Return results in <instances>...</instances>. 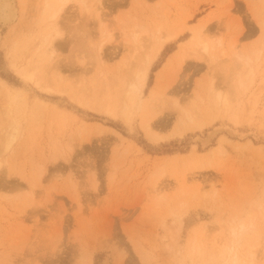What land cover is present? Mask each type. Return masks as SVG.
<instances>
[{
	"label": "rangeland",
	"instance_id": "1",
	"mask_svg": "<svg viewBox=\"0 0 264 264\" xmlns=\"http://www.w3.org/2000/svg\"><path fill=\"white\" fill-rule=\"evenodd\" d=\"M12 1L18 18L0 25V133L11 116L23 132L7 152L1 148L0 135V264H207L210 256L228 258L227 264H233L235 250H242L248 263L241 247L250 250L252 241L264 236V0H100L106 8L101 11L104 16L100 12L102 24L93 17L99 0H70L58 19L65 36L55 43L58 52L50 66L48 46L39 53L36 43L51 32L48 18L59 6H52L53 0H47L51 7H45L46 0ZM80 1L92 12L83 13ZM166 24L183 25L185 32L153 63L144 101L154 91V97L160 95L154 105L163 108V98L191 107L196 93L204 102L197 120L201 128L179 133L176 110L166 107L152 126L170 137L158 142L148 139L142 110L128 123L80 106L69 91L41 90L17 72L41 58L39 73L45 80L61 70L67 88L83 77L82 64L85 70L93 69L86 78H94L98 65L85 46L102 41L100 27L113 38L102 49V69L118 70L143 36L146 42L145 32L149 37ZM192 25H206L202 36L215 41L220 58L210 57L209 62L206 56V62L188 58L179 70L172 54L191 37ZM79 31L90 39L83 41L85 46L78 42ZM133 40L138 45L133 46ZM237 51L250 53L254 70L253 84L244 93L232 89ZM80 58L90 63L78 65ZM211 86L228 97V112L213 101ZM4 89L14 99L6 97ZM94 90L96 94L100 87ZM250 221L254 227L241 233L240 224ZM231 237L235 245L233 240L228 243ZM202 243L204 261H197V245ZM218 247L221 256H216L220 251L215 254ZM263 249L264 244L261 259Z\"/></svg>",
	"mask_w": 264,
	"mask_h": 264
},
{
	"label": "bare ground",
	"instance_id": "2",
	"mask_svg": "<svg viewBox=\"0 0 264 264\" xmlns=\"http://www.w3.org/2000/svg\"><path fill=\"white\" fill-rule=\"evenodd\" d=\"M42 1V0H40ZM45 1V0H44ZM53 4L52 6H59L58 9H54L53 13L50 14V17L48 18L49 20V23H47V27L48 28H51V32L50 33H47L45 34V36L41 39L40 43H36L38 44L37 45V50L38 52L40 53L41 52V47L42 46H48V50H49V59L48 61H46L47 65L50 64V62L53 60L52 58L56 55V53L58 52L55 48V43L59 40L62 39L64 33L60 31V29L58 28V19H59V16H61V13L63 11V9L67 6L66 4L70 1V0H53ZM72 1V0H71ZM81 4H82V7H84L83 9V13L84 11L86 12H89L91 8L87 7L84 3V1H80ZM98 8H95V15H94V12H93V17L96 16V19H97V23L99 22L100 24L103 23V19H102V12H104L106 10V8H104L105 6H103L104 3L103 0L102 2L99 0L98 1ZM43 3V2H41ZM44 4V3H43ZM45 7L47 6H50L49 3L47 2V0L45 1ZM44 7V8H45ZM51 7V6H50ZM102 11V12H101ZM92 12V11H91ZM89 12V13H91ZM102 14H101V13ZM100 13V14H99ZM89 15V14H88ZM105 14H103L104 16ZM101 16V18H100ZM92 17V18H93ZM18 18V8L16 6V4L12 1V0H0V25H2L3 27L5 26H8L10 25L11 23L13 24V22H15ZM91 18V19H92ZM102 19V20H101ZM209 21H207L208 23ZM209 24V23H208ZM104 25V24H103ZM167 25V24H166ZM176 25V24H175ZM207 25V24H206ZM206 25H203V26H198V25H192L191 26V30H192V35L189 39H187L186 41L184 42H180L179 45H178V49L173 52L172 54V58L175 59V60H178V67L177 69L181 70L185 67L186 65V62H187V59L188 58H195L197 59V61H204L206 62L205 60L208 58V62L210 61L209 58L210 57H215L216 54H215V49L217 47L215 41L213 40L214 38H212L211 40L213 41H210V40H207V39H204L205 37H203L202 35V32H204L203 30L205 29ZM79 26V25H78ZM102 26V25H100ZM169 27V25H167ZM179 25L177 26H172V27H166L163 25L162 28H159L157 30V32L155 34H152V35H149L146 36L147 32H145L146 34L145 37H146V42L145 41H142V39H144V36L142 37V39H140V42L139 40V43L140 45H138L136 43V40H133V46L134 45H138V46H134L132 47L133 48V55H131L130 57L127 55H125L126 57L123 58V61L121 63V65L118 66V70L116 69H113V68H108L107 70H104L102 69L103 68V61H104V57H102V49L103 47L105 46V44H107L109 42V40L111 41L110 38H112V35L110 33H107L106 30L101 29L100 27V35H99V38L100 42H98V44H95V42L93 41V44H91V42H87V45L85 46V43H83V41L85 40L84 38L85 37H88L87 35H85L84 32H80L79 31V34L78 32H75L78 36L77 39H78V42L80 44V42L82 41V43L84 44L85 48H86V51L90 54V56H92L95 60H96V63H97V67H96V73H95V76H92L94 78L89 79L86 78L88 75L90 76V72L93 71V69H89V71L85 70L84 68V64H82V66L80 65L79 67H82V75L83 77H81L79 75V73L77 75H79L83 80V82H80L79 79L80 77H78V81L76 82V80L74 82H76L77 84L75 83H71V84H68L69 86L67 88H65L64 86V82H65V78H63L64 76L61 75V70L59 71L58 69L54 72L53 75H49V76H46L47 79L45 80V76H43L42 74L39 73V65L42 63V59L40 58V60H38V63H36L34 65V63L32 64L31 68L30 69H27V70H18L17 72H19L21 74V76L25 79V80H28L30 82H33V84H35L38 88H40L41 90H44V91H48V92H59V94L61 93H64V92H71L70 93V98H72L74 101H77L76 103H78L80 106H83L85 108H89L91 110H99V111H103V112H106L108 113L110 116L112 117H120L122 118L124 121L128 122V123H131L132 120H133V116H134V113L139 111V110H142L144 112V117L147 116V120L144 122L145 125L143 124V126H145V131L147 133V136L149 137L148 139L154 141V142H158V141H161V140H164V139H167L169 138L170 136L169 135H161V134H158L156 131H154V128L152 126V124L154 123V120L155 118L158 117L159 114H162V112L164 111V109L167 107L168 109H175L176 113H177V119H176V123H175V131L177 133L181 132V131H185V130H193V129H198V128H201V125L198 124V118H202V113H201V108H202V104H203V98L199 95V94H195V98L192 97V99L194 98V101H193V104L191 107H188L187 104L186 106L184 105H181L178 100H175V99H171V100H167L166 98H163V104H165V108L163 107H159V106H156L154 105L155 101H156V98L157 97H154V94L155 92L153 91L151 93L152 97L151 99H149L148 101H144V92H145V89H146V86H147V80H148V74H149V71L153 65V63L155 62V60L157 59V57L160 55V53L163 51V49L168 45L170 44L171 42L177 40L179 37H181L184 32H185V28H183V25L180 27H178ZM186 26V25H185ZM46 27V28H47ZM76 27H77V24H76ZM208 27V26H207ZM210 27V26H209ZM14 28V27H13ZM86 29V28H85ZM90 29V28H89ZM106 29V28H105ZM89 31V30H88ZM207 31V30H206ZM91 32V31H90ZM105 32H106V35L109 34L107 36V38H105L104 40V37L106 36L105 35ZM53 33V36L51 37V34ZM75 33H74V37L75 36ZM81 33V34H80ZM137 34L133 33V37H136L135 36ZM65 36V35H64ZM71 36V35H70ZM132 36V35H131ZM148 37V38H147ZM264 37V36H263ZM66 38V37H65ZM90 38V37H89ZM51 39V40H50ZM76 39V38H73V40ZM76 39V41H77ZM88 39V38H87ZM87 39L85 41H87ZM113 39V38H112ZM134 39V38H132ZM90 40V39H88ZM94 40V39H92ZM91 40V41H92ZM98 40V39H97ZM145 40V39H144ZM39 41V39H38ZM262 41L264 42V39H262ZM217 44L221 45L219 41H217ZM219 42V43H218ZM60 43V42H59ZM110 43V42H109ZM136 43V44H135ZM142 43V44H141ZM144 43V44H143ZM264 44V43H263ZM263 44L261 43V48H263ZM35 45V44H34ZM60 48H61V45L59 44ZM58 46V48H59ZM64 46V45H62ZM36 47V46H35ZM34 47V48H35ZM74 46H72L73 48ZM77 47V46H76ZM59 48V49H60ZM218 48V47H217ZM58 49V50H59ZM36 50V51H37ZM74 50V49H72ZM76 50V49H75ZM57 51V52H56ZM85 51V52H86ZM261 51V50H260ZM263 51V50H262ZM44 52V51H43ZM86 52V53H87ZM132 52V51H131ZM218 52V51H217ZM238 52V51H237ZM250 52V51H249ZM257 52V51H256ZM75 53V51H74ZM221 56V52H219ZM218 53V54H219ZM35 54L37 55V53L35 52ZM34 54V56H35ZM76 54H78L76 52ZM76 54H73L74 56ZM250 56V53L248 54ZM39 56V55H38ZM44 56V55H43ZM42 56V57H43ZM205 56H206V59H205ZM218 56V55H217ZM216 56V57H217ZM247 56V55H242L241 53L238 52V54H236L234 56V65L235 67L232 68L235 70L232 69L231 72L233 71V74H234V87H232V89L236 92H239V93H244L245 91H247V89L249 88L248 86L249 85H252L253 84V80L252 78L250 77H253V69H252V61L250 59V57ZM74 57H72L73 59ZM77 59V57H75ZM82 58V57H81ZM80 58V61L79 60V57H78V62L77 64H81V63H84V61H87L85 59H81ZM218 60L220 57H217ZM190 59V60H191ZM253 59V58H252ZM264 59V58H263ZM34 60V58L32 59ZM74 60V59H73ZM70 61L71 62V65L73 67V63H76V61ZM169 60V59H168ZM214 60V59H213ZM216 60V59H215ZM218 60H216L215 63L218 62ZM255 60V59H254ZM171 61V60H169ZM221 61V60H220ZM219 61V62H220ZM73 62V63H72ZM90 63V60L88 61ZM93 62V61H92ZM177 62V61H176ZM225 62V61H224ZM233 62V60H232ZM88 63V64H89ZM172 63V62H171ZM69 64V63H68ZM78 64V65H79ZM221 64V63H220ZM55 65V64H54ZM54 65H52V68L54 70L55 67H53ZM76 64H74L75 66ZM95 65V62L94 64ZM225 65V64H224ZM245 66L246 69L244 72L242 71H239V68L240 66ZM50 66V65H49ZM214 66V65H212ZM211 66V67H212ZM217 66V65H216ZM219 66V64H218ZM17 67V66H16ZM29 67V66H28ZM48 67V66H47ZM220 67V66H219ZM223 67V66H222ZM50 68V72H51V69ZM87 68V67H86ZM89 68V67H88ZM221 68V67H220ZM224 68V67H223ZM69 69V68H68ZM71 69V67H70ZM69 69V70H70ZM75 69V67H74ZM121 69V72L120 70ZM176 69V68H175ZM48 70V69H47ZM76 70V69H75ZM174 70V69H173ZM178 70V71H179ZM220 70V69H219ZM218 70V71H219ZM224 70V69H222ZM49 71L47 72L49 74ZM176 71V70H175ZM216 71V69H215ZM221 71V70H220ZM230 71V70H229ZM174 72V71H173ZM215 73V72H213ZM74 74V73H73ZM46 75V74H45ZM174 75V74H173ZM217 75V74H216ZM215 77V76H214ZM217 77V76H216ZM207 78V77H206ZM205 78V79H206ZM232 78V77H231ZM214 79V78H212ZM216 79V78H215ZM233 79V78H232ZM208 80V79H207ZM224 79H222L223 81ZM67 81V80H66ZM215 80H213L214 82ZM221 81V82H222ZM72 82V81H71ZM199 82V81H198ZM94 84V88H97L98 86L100 87V90L99 92L95 94V90L94 88H91V85ZM168 84V83H167ZM215 84V83H214ZM231 84V83H230ZM169 85V84H168ZM167 86V85H166ZM199 86V84H198ZM228 86V85H227ZM213 86H211L212 88ZM221 87V86H220ZM214 88V87H213ZM212 88V89H213ZM94 91H93V90ZM168 89V88H167ZM218 89V90H216ZM216 89L214 88L213 91H211V93L213 94V101L217 104V105H220L218 107L219 110L221 109V111L223 110L225 113L228 112L230 109L229 107V102H228V97H226L224 94H222V91H219L220 88L216 87ZM224 89V88H223ZM229 89V87H228ZM232 89L229 90L228 93H230V91L233 93ZM6 89L2 90V91H5ZM93 92H92V91ZM216 90V92H215ZM219 91V92H217ZM165 92V91H163ZM162 92V94H163ZM196 92V91H195ZM6 93V97H10V99H14L13 98V95L9 94L8 91L6 90L5 91ZM221 93V94H220ZM231 94V93H230ZM221 95L223 96V98L221 99ZM229 95V94H228ZM241 95V94H240ZM212 96V95H211ZM210 97V95H209ZM235 97H236V94H235ZM155 98V99H154ZM158 98H160V95L158 96ZM157 98V99H158ZM232 99L234 98L231 97ZM165 99V100H164ZM191 99V98H190ZM211 100V99H210ZM230 100V98H229ZM232 101V100H231ZM234 101V100H233ZM10 102V101H8ZM10 104V103H8ZM11 105V104H10ZM40 105V104H39ZM44 107V106H43ZM6 109L8 107H5ZM10 108V107H9ZM27 108V107H26ZM8 110V109H7ZM43 111V110H42ZM10 112V110H9ZM6 114V112H5ZM160 116V115H159ZM7 117V116H6ZM13 116H11V119L9 121L8 119V123H7V126L2 128V134L0 133L1 135V140L3 141V152H7L13 145V143L15 141H17L21 134H22V130H21V126H20V122L17 121L16 119H12ZM32 117V116H31ZM6 119V118H5ZM38 120V118H36ZM145 119V118H144ZM36 121V120H35ZM6 124V123H5ZM102 129V128H101ZM104 129V128H103ZM103 130H101L100 132H102ZM112 133L114 134H118L116 131L112 130ZM172 135V134H171ZM88 138V137H87ZM86 141H89V139H85ZM25 143V142H24ZM0 148V149H1ZM14 150V149H13ZM10 151V150H9ZM2 152V151H1ZM13 152V151H12ZM15 152V150H14ZM16 153V152H15ZM63 154V153H62ZM62 154L60 153L59 156L61 158H64L62 156ZM14 155V154H13ZM194 155V154H193ZM58 156V155H57ZM56 156V157H57ZM58 156V158L60 159V157ZM15 157V156H14ZM13 157V158H14ZM57 158V159H58ZM11 159V158H10ZM9 159V160H10ZM56 159V160H57ZM5 160V159H4ZM3 160V161H4ZM13 160V159H11ZM66 160V159H65ZM58 161V160H57ZM12 162V161H11ZM203 162V161H202ZM2 163V162H1ZM6 163V162H5ZM3 164V163H2ZM7 164V163H6ZM203 164V163H202ZM208 164V163H207ZM203 166V165H202ZM1 167V166H0ZM197 168V167H195ZM15 171V170H14ZM18 171V170H17ZM42 172V170H41ZM164 172V171H163ZM44 173V172H43ZM41 175H43L42 173H40ZM39 174V175H40ZM163 174V173H162ZM21 175V173H20ZM165 175V174H164ZM40 177V176H39ZM181 177V176H180ZM160 180V179H159ZM41 182V181H40ZM95 183V181L93 182ZM33 184H36V183H33ZM32 186H35L33 185ZM40 184V183H39ZM38 185V184H37ZM36 185V186H37ZM94 185V184H93ZM40 186V185H39ZM187 186V185H186ZM96 187V186H94ZM189 187V186H188ZM191 187V186H190ZM197 188V187H196ZM198 189V188H197ZM189 190V189H188ZM200 192H202V190L199 189ZM193 192V191H191ZM195 193V191H194ZM193 193V195H194ZM205 193V192H204ZM162 194V193H160ZM187 195V194H186ZM202 195V193H201ZM76 196L78 197V194H76ZM162 196V195H161ZM166 196V195H165ZM171 196V195H169ZM204 196V195H202ZM201 196V198L203 199V197ZM33 197V196H31ZM30 197V198H31ZM159 197V196H158ZM163 198V196H162ZM32 199V198H31ZM164 199V198H163ZM162 199V200H163ZM168 199V198H167ZM169 200V199H168ZM204 200V199H203ZM179 202V201H178ZM22 206V205H21ZM25 207V206H24ZM258 207V206H257ZM181 208V207H180ZM259 209V208H258ZM178 211V210H177ZM259 213H260V210H258ZM180 212V211H179ZM262 214V213H261ZM262 218V217H261ZM231 218H229L230 220ZM264 219V217L262 218ZM228 220V221H229ZM253 221V220H252ZM261 221V220H260ZM230 222V221H229ZM228 222V223H229ZM264 222V221H263ZM209 225V224H208ZM224 225V224H223ZM230 225V223H229ZM229 225H227L229 227ZM240 231L241 233H245L247 230L249 229H252L254 226L253 224L250 223L249 224H240ZM258 225V224H257ZM205 226V225H204ZM207 226V225H206ZM252 227V228H250ZM249 228V229H248ZM207 229V227H206ZM225 229V228H224ZM228 229V228H226ZM225 229V231H226ZM231 229V228H230ZM229 229V230H230ZM234 230V228H232ZM206 231V230H205ZM214 231V230H213ZM251 231V230H250ZM232 232H235L232 231ZM231 232V233H232ZM216 233V232H215ZM264 233V232H263ZM209 234V233H208ZM207 234V235H208ZM236 235V232L234 233ZM233 234V235H234ZM211 235V234H210ZM225 235H226V232H225ZM234 235V236H235ZM241 235V234H240ZM261 235V234H259ZM232 236V235H231ZM239 236V235H238ZM206 237V236H205ZM227 237V235H226ZM210 238V237H209ZM208 238V239H209ZM232 238V237H231ZM235 239V237H233ZM231 239L229 240L228 243H230V241H232L231 243L234 242V239ZM211 239V238H210ZM222 239V238H221ZM247 240V238H245ZM196 240V239H195ZM254 240V239H253ZM240 241V239H239ZM192 242V241H191ZM216 242V241H215ZM237 242V241H235ZM234 242V243H235ZM254 242V244L252 243L250 246H249V249L250 250H247L246 249V246L243 245L241 248L244 249L245 254L247 253L246 257L249 259L248 260V263L245 262L246 260H243L241 257V252H243L241 249V252L238 251L234 252V259H233V264H264V257H262V259L260 258V254L263 253L262 251V248H263V244H264V236H260L259 240L256 239L255 241H252ZM209 243V242H208ZM233 243V245H235ZM250 243V242H248ZM217 244V243H216ZM237 244V243H236ZM199 245V244H198ZM197 245V261H198V258L203 260L204 261V258L205 257L204 255V248H203V243H202V246H198ZM209 245V244H208ZM231 245V246H233ZM249 245V244H248ZM247 245V246H248ZM193 246V245H192ZM191 246V248H192ZM230 246V247H231ZM240 246V245H239ZM210 247V246H209ZM235 247V246H234ZM233 247V248H234ZM217 248V247H216ZM248 248V247H247ZM60 249V248H59ZM210 249V248H209ZM214 249V248H213ZM222 249V248H221ZM219 247L218 249H216L217 251L215 252V254L217 252H219L221 250ZM228 249L230 250L231 248H229V245H228ZM194 250V249H193ZM208 250V248H207ZM226 250V249H225ZM264 250V249H263ZM191 251V250H190ZM209 251V250H208ZM214 251V250H213ZM222 251V250H221ZM220 251V254L219 255H216V256H221L222 252ZM233 251V249L231 250ZM230 251V252H231ZM257 251V252H256ZM261 251V252H260ZM207 252V251H206ZM228 252V251H227ZM260 252V253H259ZM214 253V252H212ZM255 253H259L257 254V256H255ZM230 253H227V255H229ZM193 255V253H192ZM209 255V254H208ZM226 255V254H225ZM226 255V256H227ZM232 255V254H231ZM81 256V255H80ZM224 256V255H223ZM228 257V256H227ZM230 257V256H229ZM245 257V258H246ZM77 258V257H76ZM84 258V257H83ZM203 258V259H202ZM220 257H217V258H213L211 259V256H210V261L207 262V264H227L228 263V258H224L225 259H218ZM80 259V257L78 258ZM77 260V259H76ZM82 262V261H81ZM202 262V261H201ZM85 263V262H84ZM83 263V264H84ZM198 263V262H196ZM80 264V263H79ZM82 264V263H81ZM86 264V263H85ZM201 264V263H200Z\"/></svg>",
	"mask_w": 264,
	"mask_h": 264
}]
</instances>
